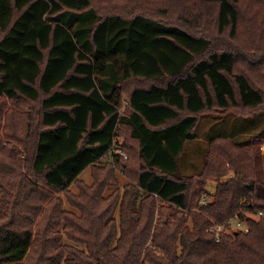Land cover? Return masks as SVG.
Here are the masks:
<instances>
[{
	"label": "trees",
	"instance_id": "trees-1",
	"mask_svg": "<svg viewBox=\"0 0 264 264\" xmlns=\"http://www.w3.org/2000/svg\"><path fill=\"white\" fill-rule=\"evenodd\" d=\"M208 114L264 116V0H0V264H264V135L178 172Z\"/></svg>",
	"mask_w": 264,
	"mask_h": 264
},
{
	"label": "rangeland",
	"instance_id": "rangeland-1",
	"mask_svg": "<svg viewBox=\"0 0 264 264\" xmlns=\"http://www.w3.org/2000/svg\"><path fill=\"white\" fill-rule=\"evenodd\" d=\"M260 117L263 118L258 117L247 120L234 114L227 116L208 114L203 116L197 127L198 138L194 141L186 142L185 148L178 158L179 174L187 177L200 174L205 167L206 155L211 149V142L215 138L221 137V140L246 143L252 136L264 135V116ZM119 140L120 142L123 141L121 138ZM262 151L264 152V146H262ZM109 161H111V157L105 158L102 163H108ZM118 175L122 184L129 182L123 175ZM232 175L233 173L230 174V176ZM79 178L87 184H91L93 181L91 169H85ZM215 187L216 185L211 183L208 189L214 192ZM73 191L77 192V189L74 187Z\"/></svg>",
	"mask_w": 264,
	"mask_h": 264
},
{
	"label": "built area",
	"instance_id": "built-area-1",
	"mask_svg": "<svg viewBox=\"0 0 264 264\" xmlns=\"http://www.w3.org/2000/svg\"><path fill=\"white\" fill-rule=\"evenodd\" d=\"M256 219L260 220L262 218H264V212H258L256 214V216H254ZM228 229L231 230H235V231H245L248 232L250 227L247 223V221L241 220L240 218H231L229 221H227L224 224H219L214 226V228H212V233L215 234L216 236V241L220 242L221 241V234L225 231H227ZM232 232V231H231Z\"/></svg>",
	"mask_w": 264,
	"mask_h": 264
}]
</instances>
